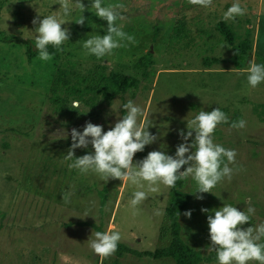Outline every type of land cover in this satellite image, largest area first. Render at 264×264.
<instances>
[{"label": "rangeland", "instance_id": "obj_1", "mask_svg": "<svg viewBox=\"0 0 264 264\" xmlns=\"http://www.w3.org/2000/svg\"><path fill=\"white\" fill-rule=\"evenodd\" d=\"M81 2L86 7L82 26L75 23L79 16L75 0H70L72 11L66 17L58 0H0V38L5 37L0 40V264H101L89 247L96 231H118L120 243L141 251L169 244L170 188L160 184V192L149 194L133 215L130 201L140 189L119 179L103 181L95 173L82 175L64 159L72 143L71 129L82 131L91 122L110 130L126 115L122 105L128 100L143 109L140 122L147 118L148 131L158 137L135 154L134 163L154 150L174 156L176 147L184 143L178 132L186 133L187 122L201 110L218 107L229 118V123L217 126L213 137L215 143L237 153L236 163L229 165L234 170L232 180L225 178L212 193H195V180H184L183 190L191 194L184 212L191 210V218L181 215L182 239L206 244L207 216L225 204L246 212L249 198L255 214L243 227L264 222V83L251 88L248 73L241 71L256 63V55L257 64H264V0H239L247 13L232 21L224 20L223 14L236 0H213L210 8L188 0H103L102 6L125 5L118 9L123 19L116 23L135 37L136 44L101 59L83 54L86 39L105 34L92 0ZM49 15L70 21L61 25L71 33L64 53L50 61L37 54L29 62L26 51L38 27L32 21ZM219 21L237 34L236 42L247 26L252 29L253 47L242 68H235L233 48L217 30ZM207 58L212 59L210 64L205 63ZM147 59L152 64L143 65ZM104 64L106 79L100 91L93 92L97 68ZM57 67L73 70L70 83L81 90L62 94L58 107L50 101L49 89ZM109 70L136 79V87L123 94L113 92ZM240 119L246 127L230 130L231 123ZM62 132L68 133L67 138ZM92 151L91 145L78 148L75 156ZM65 192L72 193L70 203L62 199ZM202 208L208 212H201ZM126 259L122 264L140 263ZM153 262L175 264L170 258Z\"/></svg>", "mask_w": 264, "mask_h": 264}, {"label": "clouds", "instance_id": "obj_2", "mask_svg": "<svg viewBox=\"0 0 264 264\" xmlns=\"http://www.w3.org/2000/svg\"><path fill=\"white\" fill-rule=\"evenodd\" d=\"M192 5L202 8L213 6V0H188ZM63 16H68L72 11L70 0H58ZM103 0H92L91 8L94 14L107 22V34L94 35L83 43L84 55L101 59L112 55L115 49L126 47L127 44H136V39L122 30L117 25V20L123 19L118 9H124L123 3L102 6ZM75 8L79 12L75 23L84 25L86 10L81 0H75ZM247 8L242 7L236 0L223 14L226 21L243 17ZM64 19H58L56 15H49L42 19L34 18L32 23L38 24L35 37V48L38 50L39 59L50 61L53 55L49 52V46L63 51L62 45L68 42L71 33L67 28H62ZM247 72V82L251 88H256L264 83V64L250 63V66L241 70ZM78 106V105H77ZM126 111L121 119H118L113 127L104 131L101 125L86 122L83 130L71 129V146L64 159L72 161L68 165L70 169H77L82 175L95 173L103 181L119 179L135 185L138 189L133 193L130 205L133 215L139 213L141 205L149 194H158L160 184L167 188H174L177 181L187 180L191 177L197 184L195 193H212V189L225 178L230 182L234 170L229 165L236 163V151L226 149L214 142L213 133L218 125L229 123L228 116L218 107L213 110H201L193 119L187 122L188 131L178 132L184 143L176 147L175 155H167L163 151H151L142 160L133 162L136 153L142 152L146 145L155 142L158 137L151 134L147 118L140 122V117L145 116L143 109L128 100L122 105ZM246 121L240 119L233 121L231 129H243ZM191 143L188 139L193 136ZM67 138L68 133L62 132ZM91 145L93 151L79 157L75 156V149H86ZM195 149V151H193ZM226 160V162H225ZM186 166V167H184ZM183 167V171H181ZM71 192H65L62 199L70 203ZM197 199H203L197 195ZM247 211H240L236 207L225 204L214 211V215L207 216L208 233L211 244L208 251H215L217 264H264V222L255 227H243L250 224L251 217L255 214V208L251 206V198L247 201ZM208 212V209H201ZM157 215L160 213L157 212ZM179 215V213H178ZM183 215L191 218V210ZM88 216L85 214V217ZM121 234L118 231H96L94 239L89 241V247L103 260L110 258L117 251Z\"/></svg>", "mask_w": 264, "mask_h": 264}, {"label": "trees", "instance_id": "obj_3", "mask_svg": "<svg viewBox=\"0 0 264 264\" xmlns=\"http://www.w3.org/2000/svg\"><path fill=\"white\" fill-rule=\"evenodd\" d=\"M99 24L102 26V33L107 34V22L99 19ZM217 30L220 35L226 39L227 43L233 48L234 55L232 60L234 62L235 68H242L245 65V59L250 56V52L253 47V39L251 38L252 29L247 26L244 30V36L241 40L235 41L237 34L227 27L222 21L217 22ZM5 39L4 38H0ZM63 51H58L57 49L49 46L48 50L53 55V57H59L64 53V44L62 45ZM38 50L35 48V40L28 46L26 51L27 60L30 62L36 55ZM149 56L150 53L148 52ZM256 63L260 62L258 56H255ZM212 59L207 58L206 64H210ZM213 61H216L214 59ZM143 65L152 64V61L147 59V62H142ZM99 71L97 73L98 81L96 85L90 89L93 92H99L100 86L103 80H105V69L106 66L100 65L97 68ZM74 72L67 67H57L54 76L52 77L50 84V101L57 107L62 104V94H75L79 93L81 90L76 88L70 83L71 77ZM86 79V78H85ZM109 80L110 88L113 92H118L123 94L127 89L131 87H136L137 80L114 70H109ZM112 81V85H111ZM105 94V92H103ZM107 96V94H106ZM184 180H179L174 188H170V199L166 207V215L169 220L170 225V242L167 246L157 248L154 250H137L132 247L126 246L123 243H118L117 251L115 252V258L110 264H119V258L123 254H131L138 257H146L149 259H160V258H171L175 264H200L202 262L210 263L216 261L215 251H209L207 255H202L198 250L190 247L181 237V224L180 218L184 210L187 208L191 194L183 190ZM105 202V192H100V203L103 205ZM179 213V215H178ZM264 242V241H262Z\"/></svg>", "mask_w": 264, "mask_h": 264}, {"label": "crops", "instance_id": "obj_4", "mask_svg": "<svg viewBox=\"0 0 264 264\" xmlns=\"http://www.w3.org/2000/svg\"><path fill=\"white\" fill-rule=\"evenodd\" d=\"M182 237V235H181ZM183 238V237H182ZM184 240V239H183ZM185 241V240H184ZM190 247H192L193 249L195 250H198L202 255H207L206 252H209L208 251V247L209 245L211 244V241H210V238L207 239L206 241V244L204 245H193L192 243H188L187 241H185ZM113 257H115V254L113 255ZM128 258L130 262H132L131 260L133 261H139L140 263L139 264H155L153 261L154 260H157V259H149V258H146V257H138V256H134V255H131V254H123L120 258H119V264H122L124 261H126ZM161 259V258H160ZM171 259V258H170ZM217 261L215 262H212V263H216ZM134 264V262H132ZM211 263V262H210Z\"/></svg>", "mask_w": 264, "mask_h": 264}]
</instances>
